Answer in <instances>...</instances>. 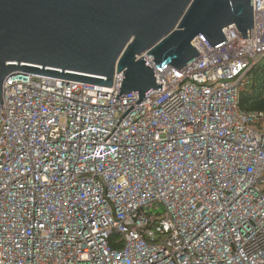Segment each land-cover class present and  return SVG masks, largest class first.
Masks as SVG:
<instances>
[{"label": "built area", "instance_id": "built-area-1", "mask_svg": "<svg viewBox=\"0 0 264 264\" xmlns=\"http://www.w3.org/2000/svg\"><path fill=\"white\" fill-rule=\"evenodd\" d=\"M254 28L184 69L152 67L162 91L19 72L0 104V264H264V114L239 111L264 60ZM117 239L114 240V236Z\"/></svg>", "mask_w": 264, "mask_h": 264}, {"label": "water", "instance_id": "water-1", "mask_svg": "<svg viewBox=\"0 0 264 264\" xmlns=\"http://www.w3.org/2000/svg\"><path fill=\"white\" fill-rule=\"evenodd\" d=\"M234 25L254 28L253 0H0V104L5 80L25 72L102 87L123 73L117 99L162 91L159 71L184 69L201 37L216 48Z\"/></svg>", "mask_w": 264, "mask_h": 264}, {"label": "trees", "instance_id": "trees-1", "mask_svg": "<svg viewBox=\"0 0 264 264\" xmlns=\"http://www.w3.org/2000/svg\"><path fill=\"white\" fill-rule=\"evenodd\" d=\"M249 84L239 96V111L264 114V64H258L249 73ZM114 240L117 239L115 235Z\"/></svg>", "mask_w": 264, "mask_h": 264}, {"label": "rangeland", "instance_id": "rangeland-1", "mask_svg": "<svg viewBox=\"0 0 264 264\" xmlns=\"http://www.w3.org/2000/svg\"><path fill=\"white\" fill-rule=\"evenodd\" d=\"M260 64H264V60H262V61L260 62Z\"/></svg>", "mask_w": 264, "mask_h": 264}]
</instances>
